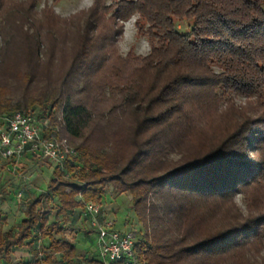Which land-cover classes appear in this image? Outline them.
Wrapping results in <instances>:
<instances>
[{"label":"trees","instance_id":"obj_1","mask_svg":"<svg viewBox=\"0 0 264 264\" xmlns=\"http://www.w3.org/2000/svg\"><path fill=\"white\" fill-rule=\"evenodd\" d=\"M101 10L116 29L113 39L112 31L95 36ZM133 17L150 50L111 64L104 50ZM79 19L82 41L61 80L42 99L0 101V129L16 111L35 115L38 104L37 119H53L61 106L62 134L76 151L63 167L54 164L46 192L28 197L16 228L0 225V258L28 264L10 258L28 249L31 264H74L77 247L67 233L76 230L59 217L86 212L87 203L101 205L112 186L130 197L140 222L142 208L152 211L155 225L152 238H136L132 262L111 264H259L264 194L254 190L264 185V0H94L70 21ZM182 24L189 33L178 29ZM20 40L26 50L4 52L0 76L13 72L9 54L16 59L27 51V77L42 81L52 65L40 69L34 41ZM230 94L254 100V112L243 113L201 156L170 166L168 150L179 148L194 115ZM236 195L246 199V212ZM150 197L160 200L163 218ZM41 241L48 251L39 257Z\"/></svg>","mask_w":264,"mask_h":264},{"label":"rangeland","instance_id":"obj_2","mask_svg":"<svg viewBox=\"0 0 264 264\" xmlns=\"http://www.w3.org/2000/svg\"><path fill=\"white\" fill-rule=\"evenodd\" d=\"M93 1L0 0V58L8 50L11 52L26 50L24 43H21L20 40L21 37H24L34 41V45L37 47L35 52L41 55L42 65H40V69L46 71L50 64L52 65L49 75L45 76L42 81L40 79L31 80L27 77V51L26 55L23 53L22 57H17L18 59H14L15 56L9 54L7 56L8 64L12 65L13 72L9 74V77H4L3 74L0 76L1 102L15 106L18 103L25 104V102L42 99L50 83H57L61 80V75L64 73L63 67H69L77 45L82 41L79 28L82 26L83 20L79 19L74 22L70 20L76 15L86 13ZM111 1L114 0H108V4ZM99 14L95 36L104 38L108 32L112 31L110 33L111 39H113L116 29L112 26L108 11L101 10ZM135 21L136 17H133L121 24L122 34L112 47L104 50V52L109 53L111 64L115 62L117 57L125 58L128 55L143 57L148 54L150 50L149 40L147 37L138 34ZM178 29L185 33L190 31L186 24L178 26ZM1 68L2 64L0 63V71ZM101 77L100 75L95 76L96 80H101ZM29 82L38 84H30ZM222 97L223 99L213 107L194 115L192 125L186 134L187 137L180 140L178 149L169 148L167 161L171 164L170 166L173 167L183 160H191L201 156V151L204 150L205 146L217 142L223 133L233 127L243 113H253L256 108L253 103L254 100H247L234 94L223 95ZM42 107V105H34L35 116L41 115ZM103 107L105 109L109 105L106 104ZM61 111L62 107L58 105L53 119L46 118L40 119V121L47 135H57V138L68 140L62 134ZM24 112L27 111L24 110ZM39 163L41 166H38V163L34 166L18 165L13 171L7 170L1 175L0 195L5 197L4 192L9 193L6 195L5 203L0 206V225L4 230L16 228L24 218V208L29 196L46 192L54 164L44 160ZM254 191L260 195L264 194V185H259ZM149 202L151 205L155 204L159 218H163L165 214L160 205V200L150 197ZM235 202L239 208L246 212V199L243 196L236 195ZM100 207L101 214L98 217L80 210L59 217L63 225L67 227L72 225L76 230L67 233L69 239L77 247L74 264H100L98 263L96 225L104 220L112 222L114 229L118 231L135 234L137 239L152 238L155 225L150 221L152 211L148 212V210L140 208L139 212L146 216L145 222H140L128 195H118L112 186H109ZM51 214L54 216L55 212ZM37 246L41 251L39 257H42L43 253L48 251V243L41 241ZM259 251L258 253L261 254L259 264H262L264 262V249H259ZM10 258L14 263L24 260L31 264L35 260L34 255L28 249L17 250L11 254ZM0 264H6L3 258H0ZM56 264L63 263L58 261Z\"/></svg>","mask_w":264,"mask_h":264},{"label":"built area","instance_id":"obj_3","mask_svg":"<svg viewBox=\"0 0 264 264\" xmlns=\"http://www.w3.org/2000/svg\"><path fill=\"white\" fill-rule=\"evenodd\" d=\"M42 123L33 114L16 111L5 119L0 129V159H20L41 157L62 166L68 157L76 155L67 139L46 137ZM86 213L91 216L101 214L100 205L87 203ZM98 253L101 264L118 261L132 262L135 257L136 235L114 229L112 222L104 220L96 225Z\"/></svg>","mask_w":264,"mask_h":264},{"label":"crops","instance_id":"obj_4","mask_svg":"<svg viewBox=\"0 0 264 264\" xmlns=\"http://www.w3.org/2000/svg\"><path fill=\"white\" fill-rule=\"evenodd\" d=\"M49 161L47 159H43L41 157H23V158H20V159H9V160H4V159H0V177L1 175L4 174L5 171H13V169L15 167H17L18 165H31V166H34L35 164H39L38 166H41V164L39 162L41 161ZM51 162V161H50ZM53 163V162H51ZM54 164V163H53ZM51 171H53V168L51 169ZM5 194V198H6V195L9 194L7 192H4ZM3 195H0V198L2 197ZM21 196V194H20ZM5 203V199L3 201L2 204ZM0 204V206L2 205Z\"/></svg>","mask_w":264,"mask_h":264}]
</instances>
